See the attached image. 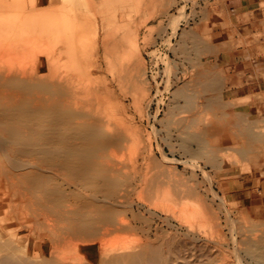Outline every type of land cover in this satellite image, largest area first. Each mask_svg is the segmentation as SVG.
Segmentation results:
<instances>
[{
	"label": "rangeland",
	"instance_id": "rangeland-1",
	"mask_svg": "<svg viewBox=\"0 0 264 264\" xmlns=\"http://www.w3.org/2000/svg\"><path fill=\"white\" fill-rule=\"evenodd\" d=\"M238 1L0 0V264H264V85L228 108L214 47ZM70 111L101 131L73 180L37 136Z\"/></svg>",
	"mask_w": 264,
	"mask_h": 264
},
{
	"label": "crops",
	"instance_id": "crops-1",
	"mask_svg": "<svg viewBox=\"0 0 264 264\" xmlns=\"http://www.w3.org/2000/svg\"><path fill=\"white\" fill-rule=\"evenodd\" d=\"M225 16V24L228 27L223 33H219L222 41L215 43L214 47L223 48L221 51L228 57L229 108L250 95H258L259 87L264 85V79H261L264 76V41L252 43L253 37L257 35L264 40V0L232 2L228 4V14L226 11ZM240 22H243V25H240ZM238 39H246L244 42L248 46L238 45ZM240 106L241 113L249 110L248 103ZM256 107L258 108V104Z\"/></svg>",
	"mask_w": 264,
	"mask_h": 264
},
{
	"label": "bare ground",
	"instance_id": "bare-ground-1",
	"mask_svg": "<svg viewBox=\"0 0 264 264\" xmlns=\"http://www.w3.org/2000/svg\"><path fill=\"white\" fill-rule=\"evenodd\" d=\"M1 10H3V9H1ZM117 30V29H116ZM115 30V31H116ZM117 32V31H116ZM115 33V32H114ZM118 33V32H117ZM111 35H113V32L111 31ZM115 35H117L116 33L114 34V36H112L111 38H110V35H109V40L111 41V39H115L114 37H117V36H115ZM106 38V37H105ZM108 38H106L107 40H108ZM110 41H107V48H110L111 46L113 47V43L115 42V41H117V39H115V41L113 42H110ZM105 42H106V40H105ZM109 43H111V44H109ZM117 43V42H116ZM115 43V44H116ZM117 47V46H116ZM119 47H121V46H119ZM118 48V47H117ZM117 48H114V49H117ZM122 48V47H121ZM106 50H109V49H106ZM121 51H124V50H122L121 49ZM127 51V50H126ZM115 52V51H114ZM12 53V52H11ZM116 53H118V52H116ZM120 53V52H119ZM0 54H2L1 53V51H0ZM4 54H6V53H4ZM111 68V67H110ZM117 68H119L118 70H120V67H118L117 66ZM117 70V69H116ZM124 70V69H123ZM122 70V71H123ZM121 70H120V72H122ZM124 72V71H123ZM107 74V73H106ZM117 74V73H116ZM115 74V76H116V78H118L117 77V75ZM124 74V73H123ZM5 75H7V74H5ZM120 75H121V73H120ZM113 76V75H112ZM124 77H125V75H123ZM123 77V78H124ZM128 77V76H127ZM120 78V77H119ZM122 78V79H123ZM112 82V81H111ZM106 88V87H105ZM7 89V88H6ZM9 92H12V91H9ZM13 93V92H12ZM99 96V95H98ZM33 97V96H32ZM104 97H106V96H104ZM96 98H97V101H98V97H97V95H96ZM108 98V97H107ZM107 98H105L106 99V101H107ZM104 99V100H105ZM35 101H37L36 99H35ZM34 101V102H35ZM100 101V100H99ZM33 102V103H34ZM107 103H109V101L107 102ZM33 106V105H32ZM96 106V105H95ZM97 107V106H96ZM57 112V111H56ZM67 114V116H68V118L66 119V120H64V119H62V117L61 116H59L58 114H56V113H53V114H51V115H49V116H42L41 118H38L39 119V122H40V124L42 125V126H44V128L46 129V130H48L49 131V133L47 134H41V133H39L37 136L40 138V139H44L45 141H50L51 140V142L53 141V144H54V147L53 148H49L47 145H41L39 148H38V151H42V152H44V153H47L48 154V160H47V163H48V165H56L57 163H55L54 161L56 160V159H58V157H59V154H61V155H66V157H68L69 158V162H68V165H69V167H70V169H72V171H73V169L75 170H77V168H76V163H77V161L80 159V158H86V157H88L89 156V154L90 153H93L94 152V149L93 148H96L98 145H99V135H100V133H101V131H98V132H95V133H90V132H88L87 130H86V126H88V124H99L100 123V121L97 119V113L95 112V111H91L90 113H88V114H83V115H80V114H77V113H73L72 111H70V112H67L66 113ZM91 118L93 119V121L94 122H90V120H91ZM37 119V120H38ZM75 119H78V121H75ZM109 119H111V117H109ZM112 120H114V119H112ZM116 121V120H115ZM117 123H118V121H116ZM115 124V123H114ZM17 127H19L17 124H16V127L15 128H13L12 130V134L14 135V137L15 138H18V135H15L14 134V132L16 131V130H19ZM89 134H88V133ZM94 135H95V137H94ZM94 137V138H93ZM98 137V138H97ZM96 139H97V145L95 144V142H96ZM0 142H1V140H0ZM1 144H2V142H1ZM93 144V145H92ZM134 145V144H133ZM4 146V145H3ZM3 146H2V148H3ZM132 147H134V146H132ZM132 147H130V149L132 148ZM110 148H112V147H110ZM4 149V148H3ZM129 149V150H130ZM135 149L136 148H134V150L133 151H131V152H133L132 153V156H133V154H134V152H135ZM0 150L2 151V149H1V147H0ZM113 150V149H112ZM127 150H128V148H127ZM0 151V152H1ZM5 152V151H4ZM4 152H1L2 154H4ZM10 152V151H9ZM108 152H110V150L108 151ZM11 153V152H10ZM10 155H12V154H10ZM115 155H116V153H115ZM114 155V156H115ZM5 156V155H4ZM22 158V157H21ZM64 158V157H63ZM6 159V158H5ZM9 159H11V158H9ZM13 159V158H12ZM7 160V159H6ZM7 161H9V160H7ZM6 161V162H7ZM5 162V163H6ZM17 162V161H16ZM31 162V161H30ZM53 162H54V164H53ZM15 163V162H14ZM2 164V163H1ZM4 164V163H3ZM2 164V165H3ZM10 164H13V163H10ZM9 164V165H10ZM16 164V163H15ZM15 164H13V165H11V166H14ZM89 164V163H88ZM7 165V164H6ZM9 165H8V167H9ZM19 165V164H18ZM18 165H16L17 167H18ZM20 165H22V164H20ZM19 165V166H20ZM29 165H31V164H29ZM34 165V164H33ZM33 165H31V166H33ZM24 165H22V168H24L23 167ZM34 166H37V165H34ZM2 167V166H1ZM5 167V166H4ZM3 167V168H4ZM27 167H28V165H27ZM12 168H14V167H12ZM11 168V169H12ZM6 169V168H5ZM2 170V169H1ZM18 170V169H17ZM22 169H20V171H21ZM15 171V170H14ZM2 173H3V171H2ZM6 174V173H5ZM4 174V175H5ZM73 175H70L69 177L70 178H68V179H70V180H73V177L77 174V172H74L73 171V173H72ZM8 175L9 174H7V177H8ZM6 176V175H5ZM10 177V176H9ZM18 177V176H17ZM93 182V181H92ZM38 185L39 184H37L36 186H35V188L37 189L36 191L38 192V193H62V191L61 190H56V191H54L53 189H50V188H47V189H38ZM88 185H91V182H89V183H87V184H85V185H82L83 187H88ZM40 186V185H39ZM16 189V188H15ZM90 191V190H89ZM75 192V191H74ZM41 198L43 199L44 197L43 196H41Z\"/></svg>",
	"mask_w": 264,
	"mask_h": 264
}]
</instances>
